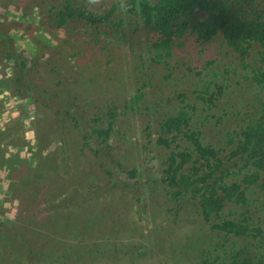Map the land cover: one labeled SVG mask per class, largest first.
Listing matches in <instances>:
<instances>
[{
	"label": "rangeland",
	"instance_id": "1",
	"mask_svg": "<svg viewBox=\"0 0 264 264\" xmlns=\"http://www.w3.org/2000/svg\"><path fill=\"white\" fill-rule=\"evenodd\" d=\"M131 1L74 0L97 16L124 5L113 24L80 16L58 28L51 19L66 0H0V264H209L224 250L264 264V177L246 185L245 203L221 214L238 221L249 211L260 233L227 242L217 220L202 215L198 193L175 200L161 180L169 155L195 154V146L185 138L157 144L162 121L196 103L192 130L226 148L229 182L241 181L243 161H228L238 139L228 136L264 108V81L253 79L260 48L245 59L222 31L203 42L190 29L173 39L171 56L158 58L161 38L130 18ZM231 11L256 18L264 0L248 8L235 1ZM215 72L224 95L198 99ZM110 122L103 141L94 130Z\"/></svg>",
	"mask_w": 264,
	"mask_h": 264
},
{
	"label": "trees",
	"instance_id": "2",
	"mask_svg": "<svg viewBox=\"0 0 264 264\" xmlns=\"http://www.w3.org/2000/svg\"><path fill=\"white\" fill-rule=\"evenodd\" d=\"M73 1L66 0L65 9L54 18L55 22L51 19L53 25L60 28L68 19L80 16L94 25L113 24L111 17L116 11L123 10L124 5L123 2H117L107 14L97 16L94 13H88L89 11L83 8L74 7ZM235 1L248 8L255 6L260 0H157L156 3L150 0H133L125 4V7L130 8L127 11L133 16L130 18L137 20L140 27L157 33L161 38L153 45L159 53L158 58H163L164 55L171 56L173 39L184 35L190 29L203 42L211 41L219 31H222L225 33L230 48L245 59L255 55L254 48L259 47L260 51H256L255 62L259 59L260 65H257L258 69L255 70L253 79L260 85L264 81V11L256 13L258 15L256 18L249 16L243 19L231 11V5ZM117 18L118 28L123 27L125 18L118 16ZM182 18H188L189 22L181 24L180 28L174 31L175 23ZM246 65L247 70L253 66L250 63ZM218 77H220L218 72L213 73V80L205 84L206 91L204 93L196 91L200 95L198 99L209 100L213 103L224 95L225 82H220L223 86H218L214 80ZM185 94L181 93L179 97L183 100L186 98ZM202 95H209V97ZM187 107L178 111L177 115L162 121L157 144L171 148L174 141L185 138L195 146L196 153L176 154L173 152L170 154L167 161L168 169L165 170L161 180L172 189L170 193L175 200L181 198L183 192L198 193L201 199L202 215L209 222L213 219L217 220L214 228L224 235L227 242L233 238H249L256 235L258 230L250 227L249 220L253 218V215L249 211L245 212L243 220L238 221L224 220L221 214L225 207L234 201L237 204L245 203L246 185L258 184L264 177V108L257 118L241 126L235 132L234 138L228 136L230 143L234 142L233 139H238L236 148L228 156V161H243V166L238 168L235 178L238 180L243 176V179L232 183L229 182L231 172L224 168L225 157L222 153L226 152V148L222 147L218 150L214 145L204 143L203 134L191 128V122L196 118L195 113L192 112L197 111L196 103ZM201 124L204 125L205 120ZM94 131L98 133L100 139L107 141L111 137L113 127L110 122L106 128H97ZM193 155L196 158L194 161ZM189 162L194 163L195 166L189 174H185L183 168ZM136 175H138V170L134 169L131 176ZM229 259H236L234 264H263L254 263L252 260H242L239 254L233 255L232 250H224L222 255L209 264H226Z\"/></svg>",
	"mask_w": 264,
	"mask_h": 264
}]
</instances>
